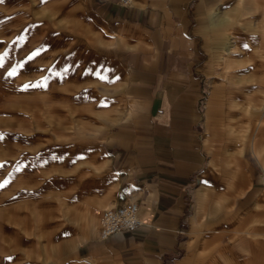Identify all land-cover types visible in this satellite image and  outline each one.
<instances>
[{"label": "crops", "instance_id": "crops-1", "mask_svg": "<svg viewBox=\"0 0 264 264\" xmlns=\"http://www.w3.org/2000/svg\"><path fill=\"white\" fill-rule=\"evenodd\" d=\"M83 4L99 40L74 70L123 109L41 263L264 264V0ZM130 199L147 225L99 237Z\"/></svg>", "mask_w": 264, "mask_h": 264}, {"label": "rangeland", "instance_id": "rangeland-1", "mask_svg": "<svg viewBox=\"0 0 264 264\" xmlns=\"http://www.w3.org/2000/svg\"><path fill=\"white\" fill-rule=\"evenodd\" d=\"M83 1L0 0V264H46L80 216L69 214V187L103 168L91 163L107 147L103 115L123 109L74 70L78 48L99 40Z\"/></svg>", "mask_w": 264, "mask_h": 264}, {"label": "built area", "instance_id": "built-area-1", "mask_svg": "<svg viewBox=\"0 0 264 264\" xmlns=\"http://www.w3.org/2000/svg\"><path fill=\"white\" fill-rule=\"evenodd\" d=\"M132 0H119L121 4H129ZM147 221L139 215V202L127 200L121 204L110 205L102 210L98 235L106 238L117 231H137L145 227Z\"/></svg>", "mask_w": 264, "mask_h": 264}, {"label": "snow or ice", "instance_id": "snow-or-ice-1", "mask_svg": "<svg viewBox=\"0 0 264 264\" xmlns=\"http://www.w3.org/2000/svg\"><path fill=\"white\" fill-rule=\"evenodd\" d=\"M245 47H247V45H245ZM36 54H38V53H36ZM36 54H34V55H36ZM31 58L32 57H29V59H31ZM20 67H23V65H21ZM15 74H16L15 70L13 72L9 73V75H15ZM25 87H28V85H25ZM5 183H7V181ZM3 186H4V184H0V187H3Z\"/></svg>", "mask_w": 264, "mask_h": 264}, {"label": "bare ground", "instance_id": "bare-ground-1", "mask_svg": "<svg viewBox=\"0 0 264 264\" xmlns=\"http://www.w3.org/2000/svg\"><path fill=\"white\" fill-rule=\"evenodd\" d=\"M100 226V225H99ZM99 228V227H98Z\"/></svg>", "mask_w": 264, "mask_h": 264}]
</instances>
